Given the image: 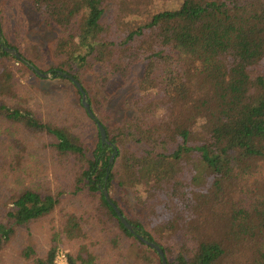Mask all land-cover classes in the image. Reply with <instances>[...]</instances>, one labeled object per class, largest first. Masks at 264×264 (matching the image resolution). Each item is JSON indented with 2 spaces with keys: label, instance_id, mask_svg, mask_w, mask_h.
<instances>
[{
  "label": "trees",
  "instance_id": "16d2710c",
  "mask_svg": "<svg viewBox=\"0 0 264 264\" xmlns=\"http://www.w3.org/2000/svg\"><path fill=\"white\" fill-rule=\"evenodd\" d=\"M26 2L58 33L49 63L37 48L12 44L0 16V182L14 179L0 192V264H55L59 250L68 264H161L103 188L167 264H264V0ZM3 47L78 81L111 146L68 79H41ZM137 66L134 114L108 124L103 89ZM26 75L72 91L64 115L43 118ZM35 140L64 173L63 188L17 176L34 160ZM125 191L145 224L114 198ZM69 198L86 204L85 217L59 208ZM47 218L40 256L24 232Z\"/></svg>",
  "mask_w": 264,
  "mask_h": 264
},
{
  "label": "rangeland",
  "instance_id": "374dc122",
  "mask_svg": "<svg viewBox=\"0 0 264 264\" xmlns=\"http://www.w3.org/2000/svg\"><path fill=\"white\" fill-rule=\"evenodd\" d=\"M180 4L181 0L175 7H179ZM0 13L1 22L5 28V35L12 44H24L35 47L45 55L49 63L52 62L51 51L58 33L56 28L48 26L28 5L26 0H0ZM15 30H17V33ZM137 67L133 70L127 82L116 77L103 89L107 111H102L99 115L101 118H104L105 114L109 115V120L105 121L108 124L123 122L134 114L131 101L136 96V84L140 76L139 66ZM16 75L19 76L18 74ZM23 84L27 85L30 91L33 90L34 100L35 102L37 101L36 106L43 118L48 119L51 116L64 115L67 110V102L71 98V90L64 88L62 89L63 92L55 93L57 91L56 83L50 80L42 82L30 75H26ZM61 110L63 112L59 113L58 111ZM82 133L86 134L88 131L82 127ZM1 138L4 139L3 136ZM41 142L42 140L32 141L30 149L32 150L31 157L34 160L32 159L30 163L24 166L26 172L23 169L19 170L17 176L23 179L25 185L34 186L35 184L43 186L44 184L45 187L52 190L57 186L63 188L66 184L64 173L59 172L61 170L51 165L49 158L44 159L43 155L45 154L38 150ZM27 157H29L28 154ZM7 180L4 183L0 182L1 193L4 189L13 188L14 179L10 178V182H7ZM114 198L119 202L129 218H137L142 224L146 223L144 210L134 203L126 191L123 193L117 192ZM86 207V204L81 202L80 199L78 201L69 198L59 208H63L66 212H77L85 217L84 208ZM50 226V218H47L44 221L30 225L29 230L24 232V235L27 232L30 233L26 239L35 246L40 256H44L48 250ZM58 252H62V250Z\"/></svg>",
  "mask_w": 264,
  "mask_h": 264
},
{
  "label": "water",
  "instance_id": "95a60500",
  "mask_svg": "<svg viewBox=\"0 0 264 264\" xmlns=\"http://www.w3.org/2000/svg\"><path fill=\"white\" fill-rule=\"evenodd\" d=\"M2 45V44H1ZM3 50L13 56L15 59H17L19 62H21L23 65H25L29 70H31L34 74H36L39 78L41 79H50V78H55L56 76H62L65 79H68L74 87L80 92V101L81 104L86 111L87 115L91 120L96 125V128L99 133L100 141L102 144H106L111 146V144L107 141L106 137V132L102 124L96 119L95 115L92 113L90 109V105L88 103L87 95L85 91L83 90L82 86L78 81H76L72 76H69L65 73H62L60 71H57L56 74H52L53 72H47V73H42L40 70H38L33 64H31L29 61L24 59L15 49H10L3 47ZM114 155L117 154V150L115 147H113ZM114 155L111 157V160L114 158ZM102 194L104 196V199L106 203L112 208L116 216L118 217L120 223L123 225V227L131 234L133 235L136 239H138L142 244L145 246L151 248L156 252V254L159 256L161 260V264H167L165 255L163 251L160 249V247L156 243H152L144 239L142 236L136 233L135 228L128 223V221L124 218L122 213L120 212L119 208L110 200V197L108 195V192L105 188L102 189Z\"/></svg>",
  "mask_w": 264,
  "mask_h": 264
},
{
  "label": "built area",
  "instance_id": "2783aa9c",
  "mask_svg": "<svg viewBox=\"0 0 264 264\" xmlns=\"http://www.w3.org/2000/svg\"><path fill=\"white\" fill-rule=\"evenodd\" d=\"M55 264H68L67 258L63 252H58L56 254Z\"/></svg>",
  "mask_w": 264,
  "mask_h": 264
}]
</instances>
